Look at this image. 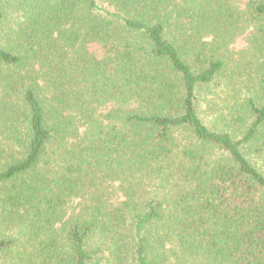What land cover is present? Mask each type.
<instances>
[{
	"label": "trees",
	"instance_id": "trees-1",
	"mask_svg": "<svg viewBox=\"0 0 264 264\" xmlns=\"http://www.w3.org/2000/svg\"><path fill=\"white\" fill-rule=\"evenodd\" d=\"M11 2L0 264H264V0Z\"/></svg>",
	"mask_w": 264,
	"mask_h": 264
},
{
	"label": "rangeland",
	"instance_id": "rangeland-1",
	"mask_svg": "<svg viewBox=\"0 0 264 264\" xmlns=\"http://www.w3.org/2000/svg\"><path fill=\"white\" fill-rule=\"evenodd\" d=\"M9 1V4H10V2H11V0H8ZM4 2H6V0H0V5H4L3 3ZM13 2H11V4H12ZM9 4H8V6H6V13H7V15H8V17L11 19V10H14L15 8H13L12 7V5H11V7H9ZM15 12H14V16H15ZM13 15V14H12ZM17 15V14H16ZM241 39V38H240ZM243 43V41H241L240 40V42H239V45H241Z\"/></svg>",
	"mask_w": 264,
	"mask_h": 264
}]
</instances>
